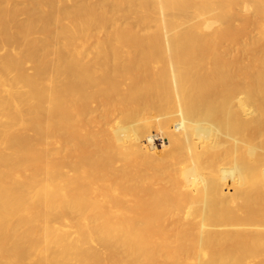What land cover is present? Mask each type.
I'll return each mask as SVG.
<instances>
[{
	"label": "bare ground",
	"instance_id": "6f19581e",
	"mask_svg": "<svg viewBox=\"0 0 264 264\" xmlns=\"http://www.w3.org/2000/svg\"><path fill=\"white\" fill-rule=\"evenodd\" d=\"M0 264H264V0H0Z\"/></svg>",
	"mask_w": 264,
	"mask_h": 264
},
{
	"label": "rangeland",
	"instance_id": "374dc122",
	"mask_svg": "<svg viewBox=\"0 0 264 264\" xmlns=\"http://www.w3.org/2000/svg\"><path fill=\"white\" fill-rule=\"evenodd\" d=\"M158 148V147H157Z\"/></svg>",
	"mask_w": 264,
	"mask_h": 264
}]
</instances>
